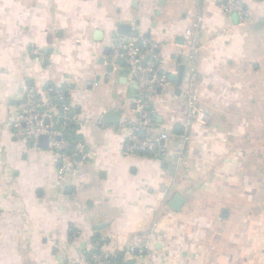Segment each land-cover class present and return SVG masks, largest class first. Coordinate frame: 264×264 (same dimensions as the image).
Segmentation results:
<instances>
[{"label": "crops", "instance_id": "0c3cea01", "mask_svg": "<svg viewBox=\"0 0 264 264\" xmlns=\"http://www.w3.org/2000/svg\"><path fill=\"white\" fill-rule=\"evenodd\" d=\"M243 2L244 21L213 0H0V264H93L103 237L109 264H264V0ZM196 14L190 77L177 51ZM120 23L164 45L150 104L154 132L169 134L163 157L124 152L123 122L138 115L111 57ZM55 85L87 120L89 156L62 176L46 146L11 134L24 88ZM188 97L206 126L185 129ZM150 233L149 248L129 250Z\"/></svg>", "mask_w": 264, "mask_h": 264}, {"label": "built area", "instance_id": "2783aa9c", "mask_svg": "<svg viewBox=\"0 0 264 264\" xmlns=\"http://www.w3.org/2000/svg\"><path fill=\"white\" fill-rule=\"evenodd\" d=\"M218 4L221 11L229 13L236 11L241 21L247 18V9L243 0H213ZM201 23V16L196 14L193 26L184 31V44L177 55L182 57L188 67L190 77L195 75L196 57L200 49V40L197 29ZM135 24V23H134ZM127 36L115 34L112 43L111 57L124 63L128 75L134 83L137 91L136 112L138 118L134 122L125 121L123 125L129 128V135L125 141V153L142 152L153 157L165 155L162 143L168 138L167 131L154 132V120L150 108L152 98L157 90L165 83V76L158 73V62L163 50V43L153 37L139 33L135 24V33ZM138 28V29H137ZM30 56L37 62H42L44 53L39 47L33 46L29 52ZM25 89V103L22 111L14 118L11 134L17 140L31 141L38 144L42 135L47 137L46 148L55 154L60 162V174H69L76 164L84 162L89 153L85 148L81 136L80 127L87 121L76 116L73 106L66 96L67 89L63 85H55L45 89L43 92L35 88ZM188 117L185 120V129L190 125L197 124L201 127L209 122V116L201 108L195 98L188 97ZM99 124L104 126V118H99ZM74 124L77 128H70ZM154 233L146 235L139 245L133 244L129 250L135 247L139 250L149 248L152 244ZM106 237L94 241L91 245L89 260L93 264H109L101 252L102 243Z\"/></svg>", "mask_w": 264, "mask_h": 264}, {"label": "water", "instance_id": "95a60500", "mask_svg": "<svg viewBox=\"0 0 264 264\" xmlns=\"http://www.w3.org/2000/svg\"><path fill=\"white\" fill-rule=\"evenodd\" d=\"M130 25L129 24H126V23H120L118 24V26L116 27V32L115 34H121V35H124V36H127L130 34ZM182 68L183 66L180 67V71H179V76H178V79L179 77L181 76V71H182ZM173 77V76H172ZM72 126L74 127V124H72ZM32 143V142H31ZM39 144L42 145V146H46L47 145V137L45 135H42L40 136L39 138ZM177 199V198H176Z\"/></svg>", "mask_w": 264, "mask_h": 264}, {"label": "trees", "instance_id": "16d2710c", "mask_svg": "<svg viewBox=\"0 0 264 264\" xmlns=\"http://www.w3.org/2000/svg\"><path fill=\"white\" fill-rule=\"evenodd\" d=\"M51 87H54V86H51ZM50 88V87H49Z\"/></svg>", "mask_w": 264, "mask_h": 264}]
</instances>
